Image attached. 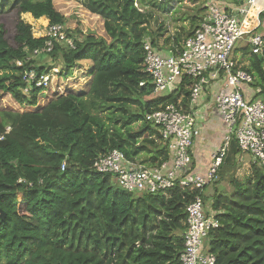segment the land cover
I'll use <instances>...</instances> for the list:
<instances>
[{"label": "trees", "instance_id": "trees-1", "mask_svg": "<svg viewBox=\"0 0 264 264\" xmlns=\"http://www.w3.org/2000/svg\"><path fill=\"white\" fill-rule=\"evenodd\" d=\"M169 1L0 0V264H181L185 209L196 196L204 201L205 188L129 193L92 169L112 150L149 168L169 160L145 117L169 104L186 111L192 81L156 95L142 65V41L158 49L165 26L155 32L150 26L157 12L169 11ZM192 3L198 15L189 29L164 38L166 48L180 46L202 23L204 1ZM66 6L77 19L66 30L72 46L53 41L51 52L36 58L53 64L36 66L27 57L44 47L48 27L72 15L63 14ZM10 14L12 33L2 22ZM88 23L93 29L84 28ZM238 50L258 90L254 98L264 100V54ZM26 70L48 75V87L23 93ZM239 154L232 139L215 181L232 175ZM257 165L243 180L229 177L232 191L212 198L219 225L204 249L215 264H264V165Z\"/></svg>", "mask_w": 264, "mask_h": 264}, {"label": "built area", "instance_id": "built-area-1", "mask_svg": "<svg viewBox=\"0 0 264 264\" xmlns=\"http://www.w3.org/2000/svg\"><path fill=\"white\" fill-rule=\"evenodd\" d=\"M232 1L236 11L228 12L219 0H204L206 11L202 23L180 46L155 50L149 40L142 41L143 72L149 77L154 94L176 90L181 80L192 81L187 87L190 93L186 111L179 103L176 104L179 106L169 104L145 117L157 129L169 160L149 168L127 160L121 151L112 150L93 163L95 172L112 176L116 185L129 193L166 195L176 187L201 191L216 179L232 139L240 154H248L252 163L264 165V100L246 96L244 88L251 87L253 78L234 60L236 50L244 46L250 48L252 55L264 54L261 31L264 0ZM66 30L63 24L48 27L44 47L33 50L27 60L36 59L42 52L50 53L53 41L72 46ZM16 65L20 67L22 63L17 61ZM52 72L56 74L59 70L53 68ZM22 78L25 94L32 85L38 88L49 85V76H38L34 70L24 71ZM212 90V103L220 114L225 135L221 146L211 155L208 170L202 174L190 168L191 149L200 134L195 108L200 98L211 95ZM9 132L7 126L4 133ZM215 214L211 205L206 211L199 196L186 206L181 264H215V257L204 249L208 234L219 225Z\"/></svg>", "mask_w": 264, "mask_h": 264}, {"label": "rangeland", "instance_id": "rangeland-1", "mask_svg": "<svg viewBox=\"0 0 264 264\" xmlns=\"http://www.w3.org/2000/svg\"><path fill=\"white\" fill-rule=\"evenodd\" d=\"M202 0H197V3L200 4ZM204 1V0H203ZM194 3H192V0H182L181 2H178L177 0H170L167 8L170 11L167 12H157V16H155V18L152 20L151 22V26H150V30L152 32H155L157 30V28H159L160 24H163L165 26V32L163 33V35L157 38L158 41V49L162 50L165 49L166 47L163 45V40L164 38H166L169 35H174L176 32H180V26H185L186 28H190V24H189V18L192 15H196V10L198 9L199 5H196ZM63 14H72L70 17L66 18L64 25H66V27L68 29H75L76 28V17L73 15V8H71V6H66L65 8L62 9ZM198 15V14H197ZM185 18V19H184ZM183 19V21H181ZM154 20H158L157 23ZM2 22L5 26V28L9 31V33H12L13 31V26H14V19H13V15H7V16H3L2 17ZM86 27L84 28H90L93 29L91 23L89 24H85ZM94 32V31H93ZM101 34V33H99ZM156 39V38H155ZM165 47V48H164ZM239 50L237 51V56L234 57V60L237 61L238 63H243L241 60V54H239ZM35 65L39 66V65H49V64H53L50 61V58H39V59H35ZM56 67V66H55ZM12 106L11 102H8V107ZM216 110V109H215ZM216 112H218L216 110ZM100 116L105 117V113L102 115L100 114ZM220 117V114H219ZM221 118V117H220ZM138 128L137 124L132 125V129L133 131H136ZM240 158V159H239ZM236 160H238L236 162ZM251 157L248 154H239L237 155V157L235 158V160H233L230 165L232 167V175L230 176V174H227V178H225L223 180L222 176L218 175L217 181L214 180V182H212L211 184L207 185L205 188V209L207 211V209L210 208V203L211 200L213 198V196L215 194L218 193H229L232 191V186L230 184V179L229 177L234 176L236 179L238 180H243L245 179L247 176L250 175L251 172V168H252V163H251ZM139 163V162H138ZM260 165V164H258ZM257 165V166H258ZM227 166H225L226 168ZM226 174V173H224ZM116 185V183H115ZM117 186V185H116ZM118 187V186H117ZM206 244V242H204Z\"/></svg>", "mask_w": 264, "mask_h": 264}, {"label": "crops", "instance_id": "crops-1", "mask_svg": "<svg viewBox=\"0 0 264 264\" xmlns=\"http://www.w3.org/2000/svg\"><path fill=\"white\" fill-rule=\"evenodd\" d=\"M219 1L224 5L225 9L228 12H232L233 10H235L236 6L232 0ZM261 31L264 33V30ZM241 60L243 63L245 62V59L241 58ZM244 92L247 97H252L255 95V93H252V87H245ZM213 93L214 91L212 90L211 95L205 94L203 97H201L195 108L196 119L198 127L200 129V134L199 137L195 140L194 145L191 149V168L193 171L202 174L208 170V166L211 161V155L217 148L221 146L225 135L224 124L222 123L221 118L219 117V113L216 112L215 107L212 103ZM204 192V204H206V195Z\"/></svg>", "mask_w": 264, "mask_h": 264}]
</instances>
